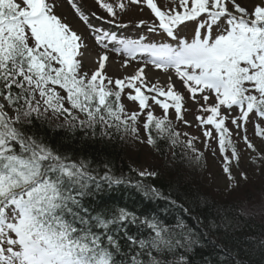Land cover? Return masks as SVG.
Wrapping results in <instances>:
<instances>
[{"label": "snow or ice", "instance_id": "6c2138e0", "mask_svg": "<svg viewBox=\"0 0 264 264\" xmlns=\"http://www.w3.org/2000/svg\"><path fill=\"white\" fill-rule=\"evenodd\" d=\"M71 2L89 22L76 0ZM97 2L108 16H92L124 29L128 24L120 22L117 9L124 13L141 0ZM144 3L159 24L141 20L136 26L148 32L163 30L175 46L145 42V36H118L89 24L104 49L112 43L111 51L117 54L127 53L133 60L138 54L149 57L134 74L113 81L104 72L108 51L99 56L91 74L83 69L87 51L83 38L57 14L56 0H0V264H193L188 256L196 246L204 247L182 215L171 223L162 219L170 208L189 210L144 182L157 176L155 170H138L140 179L132 183L112 174L109 162L96 164L84 154L74 159L48 135L55 129L72 137L82 133L80 140L87 145L119 134L121 141L131 137L157 150L159 142L167 140L173 146L186 143L196 152L194 138L181 141L168 115L174 109L176 118L188 123L182 113L185 96L172 75L163 84L150 83L155 78L145 72L149 64L165 73L173 69L192 100L202 94L201 108L210 114L197 119L214 126L222 153L231 148V154L224 156V172L229 180L235 179L230 165L240 155L225 122L231 120L239 130L254 112L264 118V0L252 11L237 0H179L182 11L162 10L156 0ZM185 22L196 25L191 41L179 34ZM129 62L125 60L124 66ZM125 89L140 111H125L121 102ZM150 100L163 109V115L151 110ZM234 106L239 113L235 117ZM145 109L146 118L138 126ZM141 126L146 133L143 140ZM255 128L264 136V126ZM204 135L214 138L212 129ZM242 138L254 149L247 135ZM202 156L198 154L196 161ZM120 185L134 188L143 201H162L167 206L138 213L105 202L104 193ZM217 249L202 264H212L213 257L218 264H232L229 250Z\"/></svg>", "mask_w": 264, "mask_h": 264}, {"label": "rangeland", "instance_id": "374dc122", "mask_svg": "<svg viewBox=\"0 0 264 264\" xmlns=\"http://www.w3.org/2000/svg\"><path fill=\"white\" fill-rule=\"evenodd\" d=\"M108 2H114V0H108ZM158 6L162 10L176 9L182 11L180 8L179 0H156ZM242 6L248 8L252 11L255 5L261 3V0H237ZM76 3L81 6V11L89 16V22H84L79 13L72 7L71 0H56L57 7L55 11L58 15H61L62 20L69 23L70 27L77 31L79 35L83 38V43L87 51L85 52L84 58L82 60L83 69L88 71L90 74L94 71L99 63V56L105 51H108L109 60L106 62V67L104 69L105 74L115 79H122L128 75L134 74V71L138 69L145 61L149 59L147 54H138L136 59L133 60L127 53L117 54L111 51L113 44H108V49H104L103 46L96 42L94 29L90 27L89 24L93 26H102L105 30L116 31L118 36L123 35L124 37H130L133 39H138L140 36L147 37L145 42H155V43H171L175 46V42L167 37L166 32L163 30H158L156 32H148L147 28L136 25L139 24L141 20L146 21L149 25L156 22L159 24V19L155 17V14L147 7L144 0H141L139 5H130L129 9H126L124 13H121L119 9L118 18L120 22L128 24L127 28L117 29L115 25H109L101 20H97L92 13L97 16L107 17L108 14L98 7L97 0H76ZM128 4L129 0H125ZM196 25L192 22H185L183 26L179 28V34L181 38H187L191 41L193 37ZM129 60L128 66H124V61ZM146 75L150 78L154 77L150 83H155L159 80L163 84L165 79H161L164 75H172L173 83L178 86V90L182 92L185 96L184 108H182V113L184 119L188 121L187 124L183 123L181 120L177 119L175 116L174 109H169L168 115L171 120L176 121L177 130L181 133L182 137L186 140L193 139V144L196 149L197 155L202 153L201 162L196 163L199 172L201 174V182L205 190H207L210 195L215 199L220 201H239L244 204L251 203H264V136L257 133L255 125L261 124L264 126V118L258 117L254 112L250 114V121L244 124L243 128L237 130L236 126L231 123V120L225 122L226 126L232 133V141L236 144L238 154L240 155V160H233L230 169L232 172L234 180H229L228 174L224 172V156L231 154V148H228L227 153H222L219 149L218 133L215 131L214 126L203 125L197 119L199 116L206 117L210 113H205L201 105L205 102L200 100L201 93L196 94V100L191 99V94L187 89L181 86V82L178 77L175 76L174 70L170 69L169 73H165L162 69H156L154 65L149 64L148 68L145 69ZM129 89H125L122 93L121 102L125 105V111L129 114L131 111H140L138 102L131 101L127 93ZM207 93V90H206ZM134 94V93H133ZM147 95H154V93L145 92ZM214 98V93L210 95L208 103ZM161 99H163L161 97ZM151 110L157 116L163 115V109L150 100ZM148 109H145L141 113L140 121L138 126L142 125L145 120V113ZM222 106V114H223ZM238 109L234 106L231 115L235 117L238 115ZM256 119H252V117ZM207 129L213 130V137H205L204 132ZM140 137L141 140L145 139L146 134L143 127H140ZM239 131L240 135H237ZM187 133V136L184 134ZM243 135H247L249 140L254 145V149H249L247 143L243 140ZM130 141L129 161L130 165L135 170L147 169L149 171L155 170L157 173L163 169L162 159L158 157L153 151H151L150 146L140 143ZM195 154V153H194ZM253 156L256 159H253ZM247 176V179L244 177Z\"/></svg>", "mask_w": 264, "mask_h": 264}, {"label": "trees", "instance_id": "16d2710c", "mask_svg": "<svg viewBox=\"0 0 264 264\" xmlns=\"http://www.w3.org/2000/svg\"><path fill=\"white\" fill-rule=\"evenodd\" d=\"M172 122L177 130L176 121ZM56 123L54 120L53 126ZM48 135L55 146L62 145L61 151H66L74 159L77 155L84 154L96 164L100 161L109 162L111 172L116 176H123L132 183L140 179L129 161L131 137H126L125 142L116 134L113 138L97 139L86 145L80 140L82 133L72 137L63 129H55L49 130ZM180 140L187 141L182 136ZM150 148L162 159L165 168L157 176L145 178L144 182L153 184L164 196L176 200L178 205L189 210L188 213H181L179 208H170V213L162 219L171 223L175 216L182 215L196 238L204 245L196 246L188 259L193 264H202L205 257L213 256L218 251L219 246V249H228L232 254V264L235 261L240 264H264V203L244 204L215 199L202 185L201 174L195 165L198 163L195 159L197 152L187 148L186 143L173 146L170 141L164 140L159 142V150L152 146ZM104 200L107 203L129 206L138 213L157 211L167 206L162 201H143L134 188L126 185L105 192ZM166 259L171 260L172 257L168 256ZM212 264H218L215 257Z\"/></svg>", "mask_w": 264, "mask_h": 264}, {"label": "bare ground", "instance_id": "6f19581e", "mask_svg": "<svg viewBox=\"0 0 264 264\" xmlns=\"http://www.w3.org/2000/svg\"><path fill=\"white\" fill-rule=\"evenodd\" d=\"M167 75H164L161 79H165Z\"/></svg>", "mask_w": 264, "mask_h": 264}]
</instances>
